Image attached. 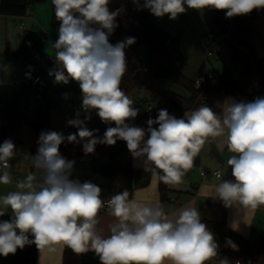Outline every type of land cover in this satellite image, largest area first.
Listing matches in <instances>:
<instances>
[{
  "label": "clouds",
  "instance_id": "9594fccd",
  "mask_svg": "<svg viewBox=\"0 0 264 264\" xmlns=\"http://www.w3.org/2000/svg\"><path fill=\"white\" fill-rule=\"evenodd\" d=\"M109 2L52 0L60 26L58 39L52 45L57 68L49 70L48 75L54 76L58 84L76 81L82 93L83 112L90 114L94 110L103 123L114 122L116 126L108 127L100 138L95 134L99 130H89L77 113L67 123L77 127L78 133H40L37 154L26 156L41 173L40 179L29 174L16 184L17 191L0 197V216L7 209L12 214L11 221H0V255L7 257L30 244H35L40 253L55 252L56 246L66 245L76 254L94 252L100 264H205L217 255L218 244L196 208L185 207L171 218L158 204L144 205L130 199L127 189L113 195L105 205L98 185L70 179L75 161L63 157L59 146L65 140L83 141V152L90 154L97 144L112 146L118 139L123 140L153 179L178 188L206 140L225 137L227 150L233 154L227 165L235 179L219 183L214 196L226 208L245 213L264 206V97L228 100L222 114L202 105L186 114V119L161 109L155 120L147 121V130L130 126L126 121L134 120L139 109L133 107L134 101L120 86L127 70L125 49L136 41L135 37H126L115 45L109 43L108 37L118 27L116 18L124 10L110 11ZM132 2L157 18L167 15L171 20L187 9L226 10V18L264 9V0ZM26 75L31 79V72ZM15 155L13 141L4 140L0 144V184L12 182L7 169ZM213 175L221 177L219 171ZM104 207L115 218L107 237L97 230V217ZM232 227L236 229L235 224ZM226 244L237 248L231 239L226 238Z\"/></svg>",
  "mask_w": 264,
  "mask_h": 264
},
{
  "label": "trees",
  "instance_id": "16d2710c",
  "mask_svg": "<svg viewBox=\"0 0 264 264\" xmlns=\"http://www.w3.org/2000/svg\"><path fill=\"white\" fill-rule=\"evenodd\" d=\"M44 1L46 0H0V14L25 16L36 3ZM110 3L112 4L110 11L120 8L124 10L116 18L118 27L108 37L109 43L115 45L126 37H135L136 41L125 49L127 70L120 86L121 90L134 101L133 107L139 109L137 117L126 121L127 123L147 130V121L155 120L161 109H166L170 115L176 117L179 113L205 105L215 113L222 114L227 94L235 95L237 101H252L257 97H264V56L254 58L251 62L247 55L253 49L249 39L251 23L256 20L259 10L254 9L246 15L226 18V10L213 9L214 35L211 39L222 32H229L228 49L231 60L234 65L242 67L243 77L242 80H237L231 75H219L215 79L207 80L201 88H197L194 79L183 72L184 67L188 65V57L181 50L179 34L173 35L162 29L149 10L138 9L132 0H110ZM140 3L142 4L143 0H140ZM52 15L54 24L59 27L60 22L55 18L53 4ZM204 35L209 36V33ZM44 41L45 37L25 32L21 35L20 49L17 52L6 50L5 55L7 59H18L28 63L33 51L43 52ZM141 44L145 46L144 60L138 53ZM155 78H170L188 93L180 94L162 88L156 85ZM200 95H208L204 103L201 102ZM32 97L34 109L29 117L22 108ZM59 107V100L50 98L47 93L46 82L44 95L40 99L31 85L24 84L17 93L6 98L0 105V144L15 134L13 143L16 148L20 142V129L23 123H26L35 134L29 147V152L35 156L39 135L42 131H51L50 114L53 109ZM86 115H90L92 121L85 119ZM80 119L84 120L89 130L98 129L95 134L100 138H103L108 127L116 126L114 122L103 123L94 110L90 114L83 112ZM153 127L158 128L159 125L154 124ZM75 133H78V128L72 126L69 134ZM75 145L76 143H68L65 140L59 146V152L63 157L75 161L70 179L79 180L81 183L91 181L98 185L102 189V200L125 189L129 191V198L132 199L136 185L149 184L151 172L135 168L130 160L125 162L120 160L123 154L129 152L125 141L118 139L112 146L97 144L94 153L90 154H85L83 148L76 149ZM40 177L41 175L39 179ZM158 187L160 202L163 204L170 202L171 190L167 185L158 181ZM202 222L214 234L218 250L230 260H240L245 264H264V232L254 241H250L230 229L224 220L203 219ZM32 238L29 234V239ZM226 238L231 239L237 248L228 246ZM37 253L35 244L26 245L12 254V260L15 264H35ZM62 264H100V261L92 251L76 254L64 245Z\"/></svg>",
  "mask_w": 264,
  "mask_h": 264
},
{
  "label": "rangeland",
  "instance_id": "374dc122",
  "mask_svg": "<svg viewBox=\"0 0 264 264\" xmlns=\"http://www.w3.org/2000/svg\"><path fill=\"white\" fill-rule=\"evenodd\" d=\"M49 4V5H48ZM50 6V16L41 12L39 18L34 20L36 26L34 35L45 37L43 52L48 56L52 62L44 70V79L47 83V93L50 98L58 99L60 107L53 109L50 114L51 131L62 133L64 136L69 134L72 126L67 123L70 119H75L77 113L79 118L83 115V110L79 109L78 106L82 105V93L79 84L76 81H70L68 84L54 83V76H49V70L57 68L55 60V50L52 45L58 39V29L54 24L52 15V0H46L44 2L36 3L34 6ZM34 6L32 8H34ZM108 7H112L109 2ZM186 9L187 6L185 5ZM32 19L27 16L19 17L12 15L0 14V53H2L6 46H9V50L17 52L21 47V35L25 32L32 33ZM24 24L26 30L20 29V24ZM156 23L164 30L171 32L172 34L177 33L180 37V47L188 56V65L185 68V73L191 78H197L204 71L216 73L217 76L230 74L234 79L242 80L243 73L240 65H234L231 60V55L228 47L221 48L219 45L216 47L215 55L206 57V45L205 42L208 36L205 33H210L214 29L213 9L194 10L187 9L185 13L180 14L178 19L171 20L167 15L162 18L156 17ZM44 31L47 33L44 34ZM210 35V34H209ZM263 45V44H262ZM138 53L141 58L145 59V46L139 45ZM260 49L256 51V57L259 56ZM249 60L252 62L254 56L252 53H247ZM23 62V63H22ZM27 66L26 61L13 59L8 61L6 57L0 54V104L11 95H14L21 89L20 79L22 77V71ZM16 82V85L12 87L11 83ZM156 85L175 91L180 94H187L181 86L177 85L170 78H155ZM25 84V83H23ZM67 94V95H65ZM228 100H235L237 98L233 94H227L224 99V104ZM226 107V105H224ZM34 109L33 97L29 103L24 105L22 111L27 115L31 116ZM92 121V119H90ZM20 142L15 148L16 155L12 158L16 170L20 177L23 179L29 174L36 177L40 174L36 169H32L31 161L26 156H32L28 152L27 148L32 143L34 138L33 129L23 123L20 133ZM9 139L12 140V137ZM220 137L215 139L209 137L201 152L194 161V166L191 169L196 170L199 167L211 169L212 165L216 163L217 167L221 166L223 175H230V166L227 165V158L231 155L228 150L223 149V156H220L222 150L217 145ZM131 153L128 152L120 157L122 162L130 160ZM198 159H202V163L198 162ZM216 167V168H217ZM187 176H184V180Z\"/></svg>",
  "mask_w": 264,
  "mask_h": 264
},
{
  "label": "crops",
  "instance_id": "0c3cea01",
  "mask_svg": "<svg viewBox=\"0 0 264 264\" xmlns=\"http://www.w3.org/2000/svg\"><path fill=\"white\" fill-rule=\"evenodd\" d=\"M48 5L34 6V8H32L25 15V16L28 15V17L33 21L32 31H31L32 33L36 29V26L34 25V20L39 18L38 13L43 12L45 13V15L47 14V16L48 15L50 16V6ZM258 10L259 11L256 20H254L251 23V32L249 37L250 42L253 45V49L250 51V53L253 54L254 58H259L264 56V9H258ZM19 17H23V16H19ZM213 19H214V12H213ZM19 27L22 30H26L25 25L23 23L20 24ZM46 33L47 32L44 31V34ZM176 34L177 33H174L173 35ZM209 34L210 35L208 36L205 45H207L211 37L214 35V32H210ZM43 37L46 36L44 35ZM258 48L260 49V53L259 56L256 57L255 54ZM6 50H9L8 45L6 46L5 50L0 54L6 57L5 55ZM183 53L185 54L184 51ZM7 60L11 62L13 61V59L12 60L7 59ZM186 67H184L183 69L184 73ZM225 75H230V74H225ZM19 83L22 88L24 84L21 79ZM15 85L16 82L14 85H12V87ZM10 137H12V141H13L15 138V134L10 135L9 138ZM34 138H35V134H34ZM147 138L148 137L146 135L145 139ZM32 143L27 148L28 152H29V147L32 145ZM83 143H84L83 141L80 143H76L75 148L76 149L83 148ZM217 145L220 148V151L222 150L220 156H223L222 155L224 151L223 149L227 150L226 138L220 137L219 141L217 142ZM230 155L233 154L230 153ZM130 158H131L130 161L135 168L145 170L143 162L141 160L133 158L132 155L130 156ZM198 162L202 163V159H198ZM212 166L213 167H211V169L204 168L201 166L199 167V169L193 171L189 170L185 175L187 176V178L186 180H184V183L180 185L178 188L175 187V189L169 192L170 202H166L164 204L160 202L158 180L153 179L152 175L148 185L135 186L133 198H135L138 203L144 205L151 206L158 204L163 208L164 212H166L171 218H175V216L178 215L179 212L185 207L196 208L200 213L201 222L203 219L224 220L227 222L230 229L239 233L248 240L254 241L261 233L264 232V206H260L255 210L246 211L245 213L238 212L236 208H226L220 200L215 198L214 190L215 187L223 180L232 181L234 179V177L232 176V169L231 167H229L231 171V174L229 176L228 175L224 176L222 172L221 177L216 178L211 172V170L215 169L217 165L216 163H214ZM31 167L33 169L32 165ZM201 169H206L209 171V173H207L206 175H202L200 173ZM8 170L12 174L11 176L12 182L7 185L0 184V197H3L9 194L10 192L17 191L18 189L16 188V184L19 181H23L26 179V177H24L23 179L20 177L12 159L10 160V166ZM39 175H41V173ZM39 175L37 177V181L39 180ZM97 218L99 221L97 225V230L102 236L104 237L109 236L110 225L115 222V218L110 214V209H106L104 211L100 210V213L98 214ZM11 219H12V214L10 209H7L5 214L3 216H0V221H11ZM233 224L236 225L235 230L232 227ZM63 250H64V245L56 246L55 252H51V253L48 252L40 253V251L38 250L35 264H62ZM0 264H15L12 260V254H9L7 257L0 255ZM25 264H30V263H25ZM165 264H170V262L165 261ZM205 264H218V263L213 260H208L205 262ZM225 264H236V263L233 260L229 259Z\"/></svg>",
  "mask_w": 264,
  "mask_h": 264
},
{
  "label": "built area",
  "instance_id": "2783aa9c",
  "mask_svg": "<svg viewBox=\"0 0 264 264\" xmlns=\"http://www.w3.org/2000/svg\"><path fill=\"white\" fill-rule=\"evenodd\" d=\"M229 38H230L229 32H222V33L214 36L212 39H210L206 45L207 57L215 55V50H216V47L218 45L222 49L228 47V39ZM51 62H52V60L48 56H46L45 53H43L41 51H33L31 59L29 60V62L27 63V66L22 71V77H21L22 82L25 84L31 85L36 90V96L39 99L42 98V96L44 95V92H45V82L46 81L44 79V70ZM29 72H31V79H29L26 75ZM216 77H218L216 73L204 71L197 78L194 79V84L197 88H201L207 80L215 79ZM11 84L14 85L15 82H12ZM207 97H208V95H200L199 96L202 103H204L207 100ZM0 105H2V104H0ZM78 108L83 110L82 105H79ZM194 110H196V109H194ZM194 110L186 111L182 114L179 113V114H177L176 118L186 119V114L190 115L191 112ZM66 124H68V123H66ZM129 125L132 126L131 124H129ZM9 166H10V160H9ZM7 171L12 176L11 172L8 169H7ZM217 171H219L222 174L221 166L211 170V172L213 174ZM200 173L202 175H206L207 173H209V171L206 169H201ZM185 180H186V178H185ZM167 188H169L170 190L175 189V187H171L168 185H167ZM110 198L111 197L102 200V201H104L105 205H107V201ZM106 209H108V208L104 207L101 209V211H104ZM210 260L216 261L218 264H221V261H224L226 263L229 260V258L226 255H224L222 252L217 250V255L215 257L211 258ZM234 262L236 264H245V263H242L240 260H235Z\"/></svg>",
  "mask_w": 264,
  "mask_h": 264
}]
</instances>
